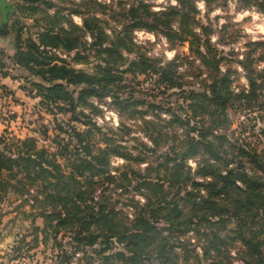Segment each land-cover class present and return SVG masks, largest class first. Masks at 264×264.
<instances>
[{
  "label": "trees",
  "instance_id": "1",
  "mask_svg": "<svg viewBox=\"0 0 264 264\" xmlns=\"http://www.w3.org/2000/svg\"><path fill=\"white\" fill-rule=\"evenodd\" d=\"M22 1L15 54L0 47V74L11 75L7 59L26 72L21 89L53 118L56 152L39 146L40 135L0 138V203L36 190L31 207L44 222L33 221L32 240L17 242L10 260L53 237L64 248L62 234L80 264H264V131L254 142L248 130L258 126L252 111L264 110V41L248 44L257 61L253 51L236 58L248 82L237 88L239 71L225 65L240 55L211 39L218 0L160 11L151 0ZM243 1L264 14V0ZM22 18L34 20L28 33ZM139 30L189 52L150 57L134 40ZM102 107L118 113V127L99 124ZM230 112L246 120L239 133Z\"/></svg>",
  "mask_w": 264,
  "mask_h": 264
},
{
  "label": "rangeland",
  "instance_id": "2",
  "mask_svg": "<svg viewBox=\"0 0 264 264\" xmlns=\"http://www.w3.org/2000/svg\"><path fill=\"white\" fill-rule=\"evenodd\" d=\"M10 1L16 6V8L24 2L22 0ZM48 1L59 2L58 0ZM76 1L80 2L82 0ZM171 1L172 0H151V3L154 6L155 11H160L171 4ZM201 9L202 15H205L207 13L205 5H203V8ZM250 9L251 8L246 7L243 0H218L212 9L213 13L209 16V22L214 30L211 39L216 48L223 51L225 54L235 52L236 55H240V57L234 56L233 60L227 62L228 64L226 63L227 65H225L227 68L234 67L239 71L240 80L236 83L237 88L246 87L248 82L245 78V72H243L244 70L242 69V71L240 66H238L236 58L242 60L244 56L246 57L247 54H251L254 49L249 47V43L264 41V16L260 15L258 12H253ZM117 11L120 12L118 9ZM71 17L77 25H83L81 17ZM200 18L204 23L206 22L201 16ZM22 22L26 25L25 33H28V29L34 26V20L22 18ZM116 22V19H110V24L112 26H116ZM134 37L135 42L142 48V51L147 53L148 56L156 59L172 61L177 55V51L180 54L181 52H185V54L189 52L187 46L179 48L177 51L172 49L166 38L162 35L139 30L134 33ZM0 45L6 48L9 52H14L12 30L11 35L7 40H0ZM253 52V56H255V60L257 61L259 56H261V53ZM6 63L9 67L8 71L10 70V77L14 80H8L9 87L2 90V94H0V138L4 136V132L7 133V136H10L9 133H11L12 136L22 139H25L26 137L35 138V136L37 137L36 134H38L42 139L39 141V146L41 148L43 146L48 147L52 152H56L51 141L55 136L53 131L54 126L52 125L53 118L40 108L39 100L28 97L27 93L21 89L30 86L26 80V72L21 69L15 70L9 59H7ZM256 65L260 70L264 69V63L256 62ZM87 68L91 69L92 66H77V69L86 70ZM1 76L2 75L0 74V79L2 78ZM163 101L162 98L158 100L160 103ZM262 101H264V97L262 98ZM164 103L166 102L164 101ZM98 106L101 105L98 103ZM102 108L105 112L104 119L95 117L96 120H98L100 125H104L106 124V121H110L107 122L108 125L114 127L118 121V118L113 115H116V112L109 108H106L107 110L105 107ZM257 109L258 108L252 111L251 117L259 120L258 126L256 129L248 128L250 132L252 130L253 136H250L254 142L258 141L260 130L264 131V110L258 111ZM230 114L233 120L232 131L238 130L237 132L239 133L242 124H245L246 120L239 113L230 112ZM65 118H67V120L69 119V117ZM101 120L104 121V124H102ZM110 123L114 125H111ZM78 127L81 128L80 125H78ZM47 130H50V133L48 134L50 141H45L43 137L44 132ZM261 136L264 138L263 134H261ZM123 163L122 160H116L114 164L115 166H119ZM190 166L195 168L196 163L192 161ZM36 195V190H31L30 194L25 195L24 197L10 192L4 202L0 203V245L3 243V247L0 248V264H65L63 261L67 256L71 258V264H80L79 260L83 258V253L76 251V248L71 245V240L63 238L62 234L58 236V240L60 241V244L62 243L65 246L64 248L57 245V241L54 237L48 242L43 243V237L41 236V242L43 244L40 248L31 252L29 255H25L20 260H10V255L14 258L13 247L17 242H19L24 236H27L29 240H32L31 236L34 230V220L36 226L44 227L43 220L38 217L39 214L37 212H39V210H33L31 207L34 204ZM236 249L237 248H234L232 251L234 256L236 254ZM90 253L94 258L100 259V257L97 254H94L93 251ZM95 264H100V262L96 261Z\"/></svg>",
  "mask_w": 264,
  "mask_h": 264
},
{
  "label": "water",
  "instance_id": "3",
  "mask_svg": "<svg viewBox=\"0 0 264 264\" xmlns=\"http://www.w3.org/2000/svg\"><path fill=\"white\" fill-rule=\"evenodd\" d=\"M17 17L16 6L10 0H0V37L8 38L11 35L10 27Z\"/></svg>",
  "mask_w": 264,
  "mask_h": 264
},
{
  "label": "crops",
  "instance_id": "4",
  "mask_svg": "<svg viewBox=\"0 0 264 264\" xmlns=\"http://www.w3.org/2000/svg\"><path fill=\"white\" fill-rule=\"evenodd\" d=\"M77 17H79V16H77ZM12 26V25H11ZM10 30H11V27H10ZM8 38H3V37H0V40H7ZM0 47L2 48V49H4L6 52H7V54H8V56L10 57V58H12L13 56H14V54H15V50H14V52H9L8 50H6V48H4L3 46H1L0 45ZM14 48V47H13ZM14 68V67H13ZM15 70H20L19 68H15ZM12 72V71H11ZM2 77V76H1ZM8 80H11V81H13L14 79L13 78H11V77H7V78H4V77H2L1 79H0V94H2V90H5V89H7L9 86H8ZM15 93V92H14ZM1 247H3V243H2V245H0V248Z\"/></svg>",
  "mask_w": 264,
  "mask_h": 264
},
{
  "label": "built area",
  "instance_id": "5",
  "mask_svg": "<svg viewBox=\"0 0 264 264\" xmlns=\"http://www.w3.org/2000/svg\"><path fill=\"white\" fill-rule=\"evenodd\" d=\"M171 4L172 5H176V2L174 1V0H172L171 1ZM203 5H205L204 4V2H199L198 3V8H199V10L201 11L202 9L201 8H203ZM250 10H252L253 12H258L260 15H262V16H264V14H262L259 10H257L255 7H252ZM141 31H145V30H141ZM106 109V108H105ZM107 110V109H106ZM116 118H118V121H117V123L114 125V124H111V125H114V127H118L119 126V115H118V113L116 112V115L115 114H113ZM102 121V124H104V121L103 120H101ZM106 121V120H105ZM107 122H110V121H106V123ZM108 124V123H107ZM37 136H38V134H36Z\"/></svg>",
  "mask_w": 264,
  "mask_h": 264
}]
</instances>
